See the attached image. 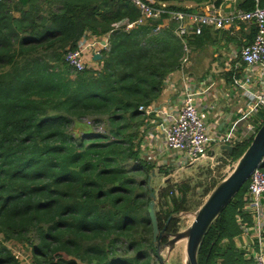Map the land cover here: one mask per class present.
<instances>
[{
    "label": "trees",
    "instance_id": "obj_1",
    "mask_svg": "<svg viewBox=\"0 0 264 264\" xmlns=\"http://www.w3.org/2000/svg\"><path fill=\"white\" fill-rule=\"evenodd\" d=\"M145 1L196 8L184 0ZM258 2L237 0V8ZM139 14L129 0H0V264H22L9 241L28 247L35 264H161L148 207L147 180L156 166L140 154L147 120L140 106L159 100L183 52L174 23L159 32L157 20L115 28ZM104 35L111 47L101 52L100 66L72 72L66 50ZM225 37L203 31L192 40L196 56ZM74 123L85 130L76 132ZM100 123L104 132L94 131ZM251 140L235 145L234 161ZM247 184L210 226L199 264L243 261L231 214ZM182 198L165 213L157 210L160 229L170 214L203 203L195 208V197ZM179 223L173 217L166 231L180 230Z\"/></svg>",
    "mask_w": 264,
    "mask_h": 264
},
{
    "label": "built area",
    "instance_id": "obj_2",
    "mask_svg": "<svg viewBox=\"0 0 264 264\" xmlns=\"http://www.w3.org/2000/svg\"><path fill=\"white\" fill-rule=\"evenodd\" d=\"M129 1L138 8L140 12L138 18L136 20L125 18L115 23V28L130 31L139 25L148 24L151 20H157L159 23L154 32H159L174 23V33L183 42L182 66L188 60L190 35H201L205 27L224 29L241 22L255 27L253 40L239 51L241 61L236 63L235 68L230 69L232 84L246 101L241 114L232 122L225 136L217 139L212 135L196 104V96L201 95V92L192 86H187L183 90L182 106L177 114L165 110L156 111L153 105L140 106V110L148 115L158 113L159 127L167 146L184 153L190 163H198L207 158L212 142L221 139L224 143L235 145L253 138L264 122V5L258 2L253 9H236L229 14H222L214 5H211L207 12H191L171 9L167 2L153 5L145 0ZM110 47L109 35L87 37L80 40L76 48L67 49L64 58L72 72H79L90 66L98 67L90 65L96 61L94 54L109 50ZM242 66L241 72L238 73V68ZM247 182L251 200L247 202L246 207L256 211L258 219L256 230L261 237L264 233L263 164L253 171ZM256 259L259 264H264V246L256 253Z\"/></svg>",
    "mask_w": 264,
    "mask_h": 264
},
{
    "label": "crops",
    "instance_id": "obj_3",
    "mask_svg": "<svg viewBox=\"0 0 264 264\" xmlns=\"http://www.w3.org/2000/svg\"><path fill=\"white\" fill-rule=\"evenodd\" d=\"M258 1L259 0H257V2ZM165 2L170 5L178 4L176 1ZM183 2H185V4L182 3V5H185L187 8L196 7L193 9L196 12H207L210 10L211 5H214L222 14H229L236 9H240L237 8V0H211L210 2H201L204 5L192 0H184ZM168 28L171 29V25L169 27H164L162 30ZM254 29L255 27L253 25L248 26L243 22L224 29L205 27L204 31L208 30L213 35L217 32L225 31L226 37L221 39L219 44L216 45L217 47L209 46L208 49L201 54L208 55L211 60L208 62L206 59H203V61L206 62L207 68L202 70L199 74L195 73L201 70L197 69V62L195 58L197 49H195V44L192 43V40L199 35H190L188 38L190 50L188 60L183 66L180 68L178 67L179 69L177 68L175 72L171 73L167 77L165 83L166 87L164 88L161 97L157 102H153L151 105L154 106L156 111L165 110L177 114L182 106L183 90L187 86H192L199 89L201 92V95L196 96V104L202 113L203 118L207 121L209 128L213 133L212 135L217 139L225 136L232 122L241 114L246 101L245 97L233 86L232 70L230 69L235 68L236 63L241 61L239 51L246 43H249L253 39ZM228 37H231V39L229 40ZM179 39L181 40V38ZM182 52L183 56V42ZM90 65L99 67L100 62L99 60H96L95 62H91ZM242 68L243 66L238 68V73L241 72ZM144 113L147 120L142 127V136H144V139H142V144L144 142V149H141L142 152H144L146 156L150 155L148 158H150L153 163L155 162V166L158 167L173 164V158L176 159L179 168L184 165H186V167L190 165L191 163L184 153L167 146L163 132L159 127L158 113H153L151 115H148L146 112ZM260 116H262V114ZM245 141L247 140H243L241 143ZM218 143L222 144L224 142L221 139L212 142L209 147V151L212 146ZM238 144L239 142L235 145ZM147 147L150 153L149 155L146 151ZM217 148L215 149L214 155L208 154L207 158L195 165L201 164L206 160L218 162L220 161L219 159H223L227 154H229V157L232 156V153H229L226 150L217 151ZM168 150L175 152H171L172 156L170 158L167 157L171 154L167 153ZM170 177L171 175L168 176L167 179ZM190 184L192 186V183ZM212 186L208 188H211ZM199 188L200 186L198 189ZM189 194L191 195V193ZM203 195H205V193H203ZM242 200L243 204L238 208V210L242 211V216L239 217V222L241 224V226H239L240 231L233 236V242L236 249L243 255V261L239 264H250L253 258L255 259L256 264H259L256 259V253L264 246V233L263 236H258V231L256 230L258 224L257 213L254 209H248L246 207L247 202L251 200V195L248 193L247 188L243 192ZM262 202L264 203V196L262 197ZM244 225H246V229H244ZM228 242V238L223 240L224 245L228 244Z\"/></svg>",
    "mask_w": 264,
    "mask_h": 264
},
{
    "label": "water",
    "instance_id": "obj_4",
    "mask_svg": "<svg viewBox=\"0 0 264 264\" xmlns=\"http://www.w3.org/2000/svg\"><path fill=\"white\" fill-rule=\"evenodd\" d=\"M102 58L101 53H95L94 59ZM220 147L223 150L233 153L234 145L223 143L215 144L210 148V155L215 154V149ZM264 161V122L260 125L257 132L253 136L250 144L247 146L242 155L237 159L235 166L231 172L221 179L213 190L209 193L205 201L195 209L191 223L184 229L176 232H167L166 228L170 220L179 213L170 214L164 227L160 229L159 220L157 216L156 206V189L152 185V177L157 173L153 171L147 180L149 189V217L153 227V239L157 244V256L161 264H168V259L163 257L161 253L162 248H167L168 253L181 242L185 241V261L184 264H199L198 252L202 242L212 225V223L219 217V215L232 202L242 186L249 180L253 171L261 166ZM196 162L190 165H195ZM180 218V217H179ZM164 237H168L166 242H162Z\"/></svg>",
    "mask_w": 264,
    "mask_h": 264
},
{
    "label": "rangeland",
    "instance_id": "obj_5",
    "mask_svg": "<svg viewBox=\"0 0 264 264\" xmlns=\"http://www.w3.org/2000/svg\"><path fill=\"white\" fill-rule=\"evenodd\" d=\"M183 4H185V2H183ZM183 58H184V54L180 59L179 68L182 66ZM195 58L197 62V69L201 70L195 73L199 74L202 72V70H205L207 68L206 62H204L203 59H206L208 62H210L211 58L208 55H200V56H196ZM81 120L92 124V121H90L88 117H83V119L81 118ZM73 126L76 132L85 130L82 126H79L76 123H74ZM104 129L105 126L103 123H100L99 125H94V131L96 132L98 131L104 132ZM143 144L140 145L141 149H144ZM219 150L224 151L220 148H217V151ZM146 151L148 152L149 155L150 153L148 151V147ZM171 152L174 151H170V150L167 151V153H171ZM140 154L143 156L144 160L148 161V163L156 165L155 162L153 163L152 160L148 158L150 155L146 156L144 152H141ZM208 154H211V152L209 151ZM171 156L172 153L167 157L170 158ZM219 160L220 161L218 162L216 161L213 162L212 160H206L198 165H188L187 167L186 165H184L183 167L179 168L176 159L173 158L172 159L173 164L163 165L161 167L156 166V168L152 170V173L150 175L153 174V171L156 173L158 172L156 175L152 177L151 180L152 185L156 189L157 210L164 211L163 213H165V211H167L168 209V205L172 206L173 204H175L176 200L180 201L181 197L185 198L189 193H191V195L190 194L189 195L195 197V201H197L195 208L198 207L199 202L202 203L207 198L208 194L203 195V193L208 189V187L212 186L214 182L215 184H217L219 180L223 179L226 175H228L236 163V161L233 160L232 156L229 157V154H227L223 159H219ZM159 169L161 171H159ZM170 175L171 177L167 179L168 176ZM190 183H192V186ZM199 186L200 188L198 189ZM164 192H167L166 196L163 195ZM194 212H195L194 209H191L190 211H184V213L179 214L180 217L179 224L181 230H184L191 223V220L193 218L192 215ZM240 216H242L241 210H237L231 214L232 221H234V223L238 227L241 226L239 222ZM9 244L12 246L15 252L20 255L22 264H35L31 250L28 247H26L23 243L18 241H9ZM185 247H186L185 241H181L172 250L171 253H168L167 248H162L161 253L163 254L164 258L168 259V264H184ZM155 258L158 259L157 256H155ZM250 264H256L254 258L251 260Z\"/></svg>",
    "mask_w": 264,
    "mask_h": 264
}]
</instances>
